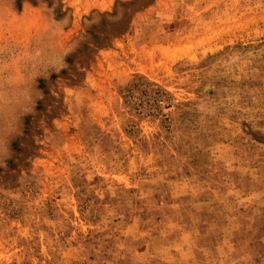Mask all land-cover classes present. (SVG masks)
<instances>
[{"label":"rangeland","instance_id":"374dc122","mask_svg":"<svg viewBox=\"0 0 264 264\" xmlns=\"http://www.w3.org/2000/svg\"><path fill=\"white\" fill-rule=\"evenodd\" d=\"M0 264H264V0H0Z\"/></svg>","mask_w":264,"mask_h":264}]
</instances>
